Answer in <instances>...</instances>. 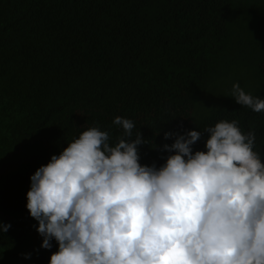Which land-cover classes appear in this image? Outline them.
Listing matches in <instances>:
<instances>
[{"label":"trees","instance_id":"trees-1","mask_svg":"<svg viewBox=\"0 0 264 264\" xmlns=\"http://www.w3.org/2000/svg\"><path fill=\"white\" fill-rule=\"evenodd\" d=\"M264 98V0H0V264H49L58 250L26 207L30 177L89 127L125 138L160 167L175 137L237 120L256 134L264 112L241 106L233 84ZM30 254V258H25Z\"/></svg>","mask_w":264,"mask_h":264},{"label":"clouds","instance_id":"clouds-1","mask_svg":"<svg viewBox=\"0 0 264 264\" xmlns=\"http://www.w3.org/2000/svg\"><path fill=\"white\" fill-rule=\"evenodd\" d=\"M241 106L264 112V98L233 84ZM113 146L98 126L84 130L30 177L27 209L41 247L58 244L49 264H264V162L254 131L221 120L204 151L202 132L175 137L166 162L140 163L145 143L117 116ZM10 224H0L7 232ZM25 258H30V254Z\"/></svg>","mask_w":264,"mask_h":264}]
</instances>
